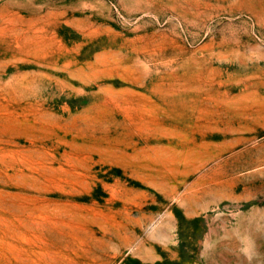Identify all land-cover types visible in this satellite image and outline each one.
I'll return each mask as SVG.
<instances>
[{"label":"rangeland","instance_id":"rangeland-1","mask_svg":"<svg viewBox=\"0 0 264 264\" xmlns=\"http://www.w3.org/2000/svg\"><path fill=\"white\" fill-rule=\"evenodd\" d=\"M0 264H264V0H0Z\"/></svg>","mask_w":264,"mask_h":264}]
</instances>
